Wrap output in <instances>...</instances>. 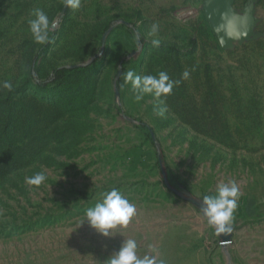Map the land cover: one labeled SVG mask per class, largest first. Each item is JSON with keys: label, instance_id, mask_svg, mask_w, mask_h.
Returning a JSON list of instances; mask_svg holds the SVG:
<instances>
[{"label": "rangeland", "instance_id": "374dc122", "mask_svg": "<svg viewBox=\"0 0 264 264\" xmlns=\"http://www.w3.org/2000/svg\"><path fill=\"white\" fill-rule=\"evenodd\" d=\"M246 1L234 0L235 10ZM202 2L81 0L61 13L65 0H0V127L21 151V166L0 176V264H106L128 239L157 264H264V0L254 1L261 35L227 49L203 27ZM37 8L51 22L44 44L28 25ZM86 64L62 85L38 84L56 67ZM129 70L179 83L136 101L130 84L120 86ZM160 101L163 117L154 111ZM159 153L188 196L237 184L229 241L165 187ZM41 171L40 186L25 182ZM112 187L136 214L105 237L79 223Z\"/></svg>", "mask_w": 264, "mask_h": 264}, {"label": "clouds", "instance_id": "9594fccd", "mask_svg": "<svg viewBox=\"0 0 264 264\" xmlns=\"http://www.w3.org/2000/svg\"><path fill=\"white\" fill-rule=\"evenodd\" d=\"M81 0H65V6L72 10L80 8ZM31 16L33 19L28 20L29 30L34 41L38 44L49 42L50 20L47 14L42 9H33ZM159 31V25L151 26L149 35L156 36ZM136 39H139L137 34ZM154 47L160 45L159 39H153ZM189 73H183L184 78H187ZM178 81H173L169 78L166 72H160L157 76L145 75L139 76L134 71L129 70L124 75L123 84L131 85V89L135 94V100L143 99L146 94H151L159 99L172 92V89ZM3 87L12 90V84L8 81L3 83ZM157 116L163 117L167 111L163 106V102L154 107ZM47 180L45 172H37L32 176L26 177L25 182L31 186H40ZM241 196L237 184L233 181L221 183L217 186L215 194L204 195L202 200V212L207 218L209 227L215 230L217 235L230 233L234 221V212L238 207V200ZM136 214V206L130 202L122 192L112 187L110 190L100 194L97 202L88 207L83 219L79 225L87 223L89 227L94 229L98 234L111 237V231L117 227L127 226ZM106 264H157L155 256H144L140 258L137 255V242L134 239H128L122 242L118 251L112 253L106 261Z\"/></svg>", "mask_w": 264, "mask_h": 264}, {"label": "water", "instance_id": "95a60500", "mask_svg": "<svg viewBox=\"0 0 264 264\" xmlns=\"http://www.w3.org/2000/svg\"><path fill=\"white\" fill-rule=\"evenodd\" d=\"M254 1L255 0H247L240 12H237L233 6L234 0H203L201 8L222 48H231L235 42L242 43L256 39L261 35V33L254 28L257 21L254 16ZM65 9L66 6L64 5L61 13H63ZM90 61L91 59L88 62ZM74 66L75 65H71V67ZM120 69L121 68L118 70V75ZM115 92H118L117 88H115ZM151 135L153 136L152 132ZM159 165L164 184L176 195L185 199L202 212V200L194 196H188L180 190L171 187L168 183L160 158ZM218 236L222 241L226 242L230 240L231 232L227 234L221 233Z\"/></svg>", "mask_w": 264, "mask_h": 264}, {"label": "trees", "instance_id": "16d2710c", "mask_svg": "<svg viewBox=\"0 0 264 264\" xmlns=\"http://www.w3.org/2000/svg\"><path fill=\"white\" fill-rule=\"evenodd\" d=\"M201 23H202L204 28H206L208 31H210L212 33V30L209 26V23H208L205 15H204V13H202V15H201ZM216 42H215V44H216ZM216 45L218 46V44H216ZM44 49H45L44 47L40 48L36 54V57L39 56L44 51ZM86 65L85 66H76V67H71V66H69V67L68 66L56 67L51 71V74L47 80H42L38 84L40 86H43V87H46L49 84L62 85L68 76L75 74V73H79L81 70H84V69L89 67L88 65L87 66ZM31 69H32L31 72L34 74V72H35L34 65H32ZM13 118H14L13 115L9 116V120H12ZM138 127L142 131H144L149 138H151L153 140V137L151 135L152 130L147 124L140 122ZM6 130H7V125H3V126L1 125V127H0V176L7 175L8 173L15 171L17 168H19L21 166V165H18L20 163L19 156L21 154V151L18 150L16 147L12 146L13 143H11V141L9 140V136L6 135ZM10 152L18 153V157L16 160L11 159ZM1 156H3V157H1ZM158 156H159L160 161L162 162V166L165 170L168 183L170 184L171 187L177 189L181 185L180 180L173 173V171L167 166L164 158L161 156V153H159ZM157 163H158L159 169L161 170L160 165H159V159L157 160ZM165 187H167V186L165 185Z\"/></svg>", "mask_w": 264, "mask_h": 264}, {"label": "crops", "instance_id": "0c3cea01", "mask_svg": "<svg viewBox=\"0 0 264 264\" xmlns=\"http://www.w3.org/2000/svg\"><path fill=\"white\" fill-rule=\"evenodd\" d=\"M237 208H238V207H237ZM236 211H237V209H236L235 212H234V219H235ZM233 224H234V221H233ZM233 224H232V229L235 228V227H233Z\"/></svg>", "mask_w": 264, "mask_h": 264}]
</instances>
